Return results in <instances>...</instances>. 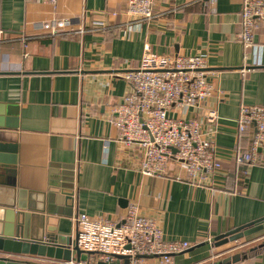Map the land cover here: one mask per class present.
I'll return each mask as SVG.
<instances>
[{"label":"crops","instance_id":"1","mask_svg":"<svg viewBox=\"0 0 264 264\" xmlns=\"http://www.w3.org/2000/svg\"><path fill=\"white\" fill-rule=\"evenodd\" d=\"M242 5L165 0L145 22L127 14L126 0H0V117L17 126L5 154L16 158L18 189L37 200L57 179H70L74 197L64 206L65 232L79 233L81 214L123 220L136 203L167 239L190 243L170 264H214L250 249L256 251L234 264H264V232L216 241L264 217V166L235 160L251 140V132L238 133L241 105L264 106V26L256 32L263 49L253 66L239 39ZM54 20L70 21L66 33L53 36L43 28ZM146 46L158 55H206L208 79L222 90L221 101L210 102L219 111L222 169L201 182L143 175L137 154L118 140L111 120L128 91L124 74L139 67ZM87 262L97 263V256Z\"/></svg>","mask_w":264,"mask_h":264},{"label":"built area","instance_id":"2","mask_svg":"<svg viewBox=\"0 0 264 264\" xmlns=\"http://www.w3.org/2000/svg\"><path fill=\"white\" fill-rule=\"evenodd\" d=\"M25 1L53 5L58 2ZM163 1L126 0V12L132 18L149 22ZM69 22L54 20L43 28L53 36L62 35ZM240 25L239 39L248 55L246 60L251 55V65L258 66L263 45L256 41V32L264 26V0H243ZM95 26L103 29L104 25ZM207 67L206 55H158L146 46L139 67L124 74L128 91L111 122L118 131L119 142L137 154L138 172L146 176L173 174V179L179 181L186 175L201 182L222 169L217 153L219 111L217 105L210 103L213 99L221 101L222 90L208 79ZM248 69L244 65L241 72L245 74ZM190 112L193 117H188ZM236 126L239 134L251 132L250 149L236 154V162L249 167L264 166V106L241 105ZM76 221L80 229L78 246L97 256L95 264H126V260L127 264H147L149 259L170 264L173 256L191 246L186 241L167 239L160 224L143 215L136 203L129 205L120 221L87 214H81ZM29 260L39 264H92L73 259Z\"/></svg>","mask_w":264,"mask_h":264},{"label":"water","instance_id":"3","mask_svg":"<svg viewBox=\"0 0 264 264\" xmlns=\"http://www.w3.org/2000/svg\"><path fill=\"white\" fill-rule=\"evenodd\" d=\"M16 129V125L9 126L0 117V264H39L30 261V258L87 262L94 254L80 250L78 234L75 235L73 230H61V223L70 217L64 206L74 197L72 181L65 179L61 182L57 179L49 191L37 200L33 193L18 189L16 158L5 154L8 147L6 141L16 142ZM13 146L16 148L15 143ZM262 232L264 217L224 233L216 241H239ZM246 253L227 257L214 264L240 262L247 258Z\"/></svg>","mask_w":264,"mask_h":264},{"label":"trees","instance_id":"4","mask_svg":"<svg viewBox=\"0 0 264 264\" xmlns=\"http://www.w3.org/2000/svg\"><path fill=\"white\" fill-rule=\"evenodd\" d=\"M256 251V249H250L249 251H247V257H249L251 254H253Z\"/></svg>","mask_w":264,"mask_h":264}]
</instances>
